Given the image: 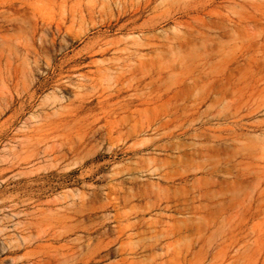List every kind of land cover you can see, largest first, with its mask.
Segmentation results:
<instances>
[{
    "label": "rangeland",
    "instance_id": "1",
    "mask_svg": "<svg viewBox=\"0 0 264 264\" xmlns=\"http://www.w3.org/2000/svg\"><path fill=\"white\" fill-rule=\"evenodd\" d=\"M14 11L38 34L0 33V264H264V0Z\"/></svg>",
    "mask_w": 264,
    "mask_h": 264
},
{
    "label": "bare ground",
    "instance_id": "2",
    "mask_svg": "<svg viewBox=\"0 0 264 264\" xmlns=\"http://www.w3.org/2000/svg\"><path fill=\"white\" fill-rule=\"evenodd\" d=\"M257 22V21H256ZM48 27V26H47ZM256 27V26H255ZM23 29L27 30V33L29 35V39L31 42V44L29 43V45H31L30 47H32V42H35L36 36L38 34V27L36 24H33L31 22H29L26 17L24 15L21 14V12L19 11H14V15L13 18H11L10 20L7 21L6 26L5 25H0V33H4L9 35L10 32L13 33H17L18 31L22 32ZM46 29V28H45ZM238 29V28H237ZM244 30V29H243ZM238 32V31H237ZM241 32V31H240ZM225 34V33H224ZM12 35V34H11ZM242 35V34H241ZM226 36V35H225ZM215 37V36H214ZM3 38V37H2ZM18 38V37H17ZM4 39V38H3ZM40 39V38H39ZM45 40V39H44ZM40 41V40H39ZM28 42V41H27ZM34 44V43H33ZM46 44V43H45ZM257 44V43H256ZM17 45H19L17 43ZM216 45V44H215ZM24 46V45H23ZM22 47V46H21ZM23 48V47H22ZM28 49V47H26ZM34 48V47H32ZM35 49V48H34ZM33 49V52H34ZM6 50L8 51V54L10 56L12 55H16L18 53V47H14L12 45H7ZM30 50V49H29ZM28 52V50H26ZM32 52V51H31ZM36 52V51H35ZM2 54V53H1ZM2 56V55H1ZM7 56V54H6ZM215 56V55H214ZM248 56V55H247ZM18 57V56H17ZM5 58V57H4ZM9 57L7 56L6 59H8ZM1 59V58H0ZM22 67V66H21ZM5 69V68H4ZM98 70V68H97ZM88 81V79H87ZM76 85V84H75ZM84 84L82 83H78L77 87H82ZM74 97L76 98L77 95L75 94ZM143 110V109H142ZM138 112V111H137ZM143 112V111H142ZM135 113V112H134ZM134 118V117H133ZM134 129V128H133ZM130 133V132H129ZM60 155V154H59ZM205 179V178H204ZM194 182V181H193ZM213 183V182H212ZM240 184V183H239ZM241 186V184H240ZM240 191V190H239ZM163 195V194H162ZM124 199V198H123ZM240 203V202H239ZM165 207V205H164ZM185 209V208H184ZM229 218V217H227ZM177 226V225H175ZM184 226V224H183ZM170 227V226H169ZM176 228V227H175ZM170 229V228H169ZM168 229V230H169ZM173 229V228H172ZM113 233V231H112ZM168 233V232H167ZM247 234V233H246ZM249 234V233H248ZM246 236V235H245ZM188 241V240H187ZM186 241V242H187ZM245 241V240H244ZM89 242V241H88ZM122 247V246H121ZM166 249V248H165ZM120 252V251H119ZM53 255V254H52ZM147 255V254H146ZM129 257V256H128ZM100 260V259H99ZM123 260V259H121ZM172 260V258H171ZM148 261V260H147ZM164 262V261H163ZM45 263V262H43ZM136 263V262H135ZM140 263V262H139ZM77 264H89V261H84V258H81L80 260L77 261Z\"/></svg>",
    "mask_w": 264,
    "mask_h": 264
}]
</instances>
